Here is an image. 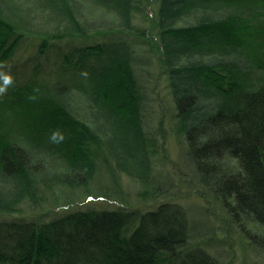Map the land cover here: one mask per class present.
I'll list each match as a JSON object with an SVG mask.
<instances>
[{"label":"trees","instance_id":"1","mask_svg":"<svg viewBox=\"0 0 264 264\" xmlns=\"http://www.w3.org/2000/svg\"><path fill=\"white\" fill-rule=\"evenodd\" d=\"M0 80V264H264V0H0Z\"/></svg>","mask_w":264,"mask_h":264},{"label":"rangeland","instance_id":"2","mask_svg":"<svg viewBox=\"0 0 264 264\" xmlns=\"http://www.w3.org/2000/svg\"><path fill=\"white\" fill-rule=\"evenodd\" d=\"M3 90V81L0 80V92ZM161 91V90H160ZM163 95L160 94V98L164 99L162 97ZM162 104H165L162 103ZM158 106L159 103H158ZM169 167L174 164V162L178 161V149L173 141L169 143ZM167 163V165H168ZM179 182V181H178ZM179 187H182V183L179 182ZM134 190V189H133ZM131 191L132 193H135L134 191ZM183 193V198H181V202L183 206H186L189 211L192 213L193 220H196L197 222H203L205 221V217L202 215V211H207V213H211L210 205L206 203L204 200V196L195 191V190H186L185 187L181 189ZM96 193V192H95ZM98 194V193H96ZM82 199L85 198V193L82 194ZM209 225L214 227L216 223L212 221L211 219H208ZM218 235V238L220 241L219 247H216L217 250L215 251L216 254H219L218 256L223 261V264H253L255 260V254L254 250L252 249L251 252L247 249L246 245L242 242H239V235H232L228 232H219V230L216 232Z\"/></svg>","mask_w":264,"mask_h":264}]
</instances>
